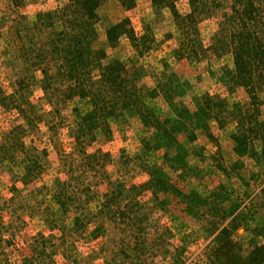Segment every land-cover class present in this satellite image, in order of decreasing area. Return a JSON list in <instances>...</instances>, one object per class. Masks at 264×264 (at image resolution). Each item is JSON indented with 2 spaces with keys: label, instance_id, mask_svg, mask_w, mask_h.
<instances>
[{
  "label": "rangeland",
  "instance_id": "1",
  "mask_svg": "<svg viewBox=\"0 0 264 264\" xmlns=\"http://www.w3.org/2000/svg\"><path fill=\"white\" fill-rule=\"evenodd\" d=\"M63 3L20 0L15 6L12 0H0V92L8 95L23 81L20 92L36 106L42 119L36 131L30 130L22 138L26 146L36 148L30 154L40 163L32 178L24 182L17 149L4 138L17 124L16 115L0 105V264H17L21 254L28 252L30 238L41 235L54 245L47 244L43 255V260L52 264H250L246 261L249 252L264 247V148L254 155L238 156L233 151V105L244 104L247 96L242 87L228 89L231 54L208 48L198 62L176 58L173 51L179 35L168 9H155L150 0H136V6L125 11L116 0H105L97 10L93 48L104 49V64L116 59L125 69L139 71L136 83L143 89L170 80L168 100L159 94L146 97V102L159 118L180 119L183 109L181 128L174 132L185 150L178 159L179 172L171 170L162 160L166 149L155 148L154 129L145 126L134 112L118 109L108 119L109 135L98 131L95 140L85 146L88 154L97 150L109 153L106 177H95L90 169L82 172L78 153L73 157L77 169L71 172L63 167L59 153L73 150L70 129L76 114L89 110L88 99L61 102L56 105L58 111H52L41 87L42 74L25 66L16 50L18 31L29 45L24 27L33 23L38 13L55 10ZM176 8L187 13V0L177 1ZM221 13L222 9H217L198 23L205 47L211 45ZM16 15L21 17L18 30L8 32ZM124 17L129 18L137 36L147 29L154 39L141 57H135L125 36L116 44L105 43L106 27ZM203 93L225 100L222 123L206 120L205 129L194 128V138L188 141L185 132L192 126L183 117L184 109L192 111ZM261 117L264 119V105ZM42 149L45 155L40 153ZM155 163L183 196L159 192L153 200L149 191H130V186L147 181L145 167ZM55 179L89 190L78 192L75 197L80 199L74 198L65 213L52 198ZM109 182L116 195L104 197ZM253 255L264 263V252L255 250Z\"/></svg>",
  "mask_w": 264,
  "mask_h": 264
},
{
  "label": "trees",
  "instance_id": "2",
  "mask_svg": "<svg viewBox=\"0 0 264 264\" xmlns=\"http://www.w3.org/2000/svg\"><path fill=\"white\" fill-rule=\"evenodd\" d=\"M19 1L12 0L15 6H18ZM104 1L64 0L61 7L38 13L35 21L24 27L29 45L23 42L18 31L16 50H19V57L24 60L25 66L39 70L42 74L41 87L45 99L53 105L52 111H58V103L74 98H86L90 105L84 114H76L74 128L70 129L74 142L73 150L63 155L59 153V160L64 168L72 172L77 169L73 157L74 153H78L81 156L79 168L82 172L90 169L93 176L106 177L105 166L110 160L109 153L97 150L88 154L85 146L95 140L98 131L108 136V119L114 116L118 109H123L134 112L145 126L154 129L155 148L166 149L162 155L163 162L171 170L179 172L178 159L184 155L185 149L175 132L181 128L183 109L179 111L180 119L159 118L146 102V97L154 98L162 94L168 100L170 80L165 83L158 81L153 88L143 89L136 83L140 77L136 69H125L116 59L103 63L106 58L105 51L94 49L93 43L97 41V10ZM116 1L125 11L136 6V0ZM150 1L155 9L166 8L170 11L179 35L177 48L173 51L176 58L198 62L206 55L208 48L231 54L233 69L229 73L228 89L242 87L247 96L244 104L233 105L236 113V128L231 133L233 151L238 156L256 154L258 148H264V119L261 117V106L264 105V0H187L189 10L185 14H181L176 8V2L179 0ZM217 9H222L221 18L211 37V45L205 47L198 23ZM20 18L16 15L8 32L13 31V28L18 30L16 26ZM1 36L0 26V38ZM105 36L107 45L116 44L121 36L127 37L135 57H141L149 51L154 40L147 29L137 36L127 17L115 24H109L105 29ZM162 72L165 74V71ZM176 82L182 85L181 81ZM22 86L23 81H20L16 83V89L12 93L2 95L0 92V105L16 115L17 124L5 133L4 138L12 141L14 149H17L16 154L18 153L24 167L25 182L32 178L40 163L37 157L30 154L31 151L36 152V148L26 146L22 138L26 132L36 131L42 119L36 106L20 92ZM196 99L198 100L194 109H184L183 114L192 126L188 132L184 131L188 141L194 138V128L205 129L206 120L212 118L221 124L222 114L227 106L224 99L208 93H203ZM49 129L54 130V126L50 125ZM169 150H172V154H169ZM40 153L45 155L46 151L42 149ZM145 168L149 176L147 181L130 186V191H149L153 200L157 199L159 192L171 191L176 196H183L170 183L162 166L155 163L146 165ZM54 184L52 198L65 213L74 198L80 199L79 195L75 197L78 192L89 190L88 187H82V190L75 188L60 179H55ZM113 186L114 184L109 182V189L104 197L116 193ZM71 188L73 190L69 193ZM47 244L54 246L43 235L32 236L27 244L28 252L21 254V260L17 264H52L43 260ZM255 250L264 252V247L252 249L246 261L250 260V264H264L261 257L253 255Z\"/></svg>",
  "mask_w": 264,
  "mask_h": 264
}]
</instances>
